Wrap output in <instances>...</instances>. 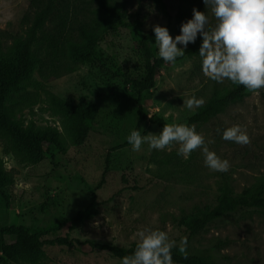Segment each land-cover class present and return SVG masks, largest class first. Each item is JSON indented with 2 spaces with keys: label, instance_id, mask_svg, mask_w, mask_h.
<instances>
[{
  "label": "rangeland",
  "instance_id": "374dc122",
  "mask_svg": "<svg viewBox=\"0 0 264 264\" xmlns=\"http://www.w3.org/2000/svg\"><path fill=\"white\" fill-rule=\"evenodd\" d=\"M30 0H0V64L15 67L27 37L23 17ZM120 21L104 16L98 37L83 41L71 51L76 70L54 80H44L33 65L26 91L39 103L23 112V127L58 132L57 142L47 141L39 156L21 151L0 133V162L11 176L0 183V226H22L31 232L55 229L45 239L136 245L141 229H159L170 240H187L193 253L217 264H264V212L246 210L215 222L191 236L185 223L213 208L226 191L241 194L264 184V88L248 91L245 98L201 125L189 119L216 94L233 88L225 79L216 82L201 71V37L189 43L184 55L165 65L156 86L145 94L148 118L158 116L167 124L194 126L210 151L227 159V172H215L203 162L200 148L185 159L177 155L175 142L165 149L139 151L122 147L139 120V104L132 84L124 79L145 76L140 39L153 33L154 25L166 26L170 35L180 34L182 22L192 9L206 13L208 26L215 17L203 0H119ZM155 38L151 48L157 56ZM180 47V45H178ZM204 103L191 110L183 100ZM94 115L92 129L84 137L65 108H77L81 100ZM239 125L249 137L247 144L221 138V132ZM219 129V131H218ZM161 127L142 123V135L158 134ZM100 186V187H99ZM99 188V189H97ZM97 189L93 219L81 223L75 217L92 201ZM75 247L45 246L31 252L0 253V264H121L104 254L86 255Z\"/></svg>",
  "mask_w": 264,
  "mask_h": 264
},
{
  "label": "trees",
  "instance_id": "16d2710c",
  "mask_svg": "<svg viewBox=\"0 0 264 264\" xmlns=\"http://www.w3.org/2000/svg\"><path fill=\"white\" fill-rule=\"evenodd\" d=\"M120 10L119 0H30L28 11L23 17V24L27 27V37L18 63L15 67L0 64V133L11 138L21 151L33 157L39 156L44 143L57 142L58 135L54 129L42 132L34 130L33 127L24 128L22 120L19 119L23 112L39 103L37 95L26 91L32 66L37 65L39 75L48 81L74 72L76 64L72 62L71 51L83 47V41L101 34L104 16L120 21ZM153 37L154 32L140 39V50L145 59V76L141 79H124L125 83L132 84L137 95L139 120L135 129L141 134L142 123L145 121L161 128L167 124L158 116L149 119L147 111L143 108L145 94L156 86L158 73L169 64L155 57L151 48ZM247 92L244 86L234 84L233 88L216 93L189 119V123L201 125L208 122L231 105L241 102ZM65 110L72 113L79 136L84 137L91 131L94 115L84 99L77 108L68 106ZM125 146H130L127 141L122 147ZM10 179L11 176L4 171L3 163L0 162V183ZM97 189L92 191L90 205L72 219L63 220L59 227H63L68 222L81 223L93 219L95 214L93 209L97 204ZM246 210L264 212V184L256 190L246 189L241 194L224 192L213 208L197 214L185 223V226L190 235L194 236L211 224ZM53 231L55 229L31 232L22 226H0V253L6 256L16 251L31 252L45 246L57 245L73 248L77 242L83 247L80 250L86 255L104 254L112 260L121 262V257L130 255L136 246L68 241L61 238L45 239ZM186 252L185 258L173 248L174 264H217L210 257L193 253L189 248H186Z\"/></svg>",
  "mask_w": 264,
  "mask_h": 264
},
{
  "label": "clouds",
  "instance_id": "9594fccd",
  "mask_svg": "<svg viewBox=\"0 0 264 264\" xmlns=\"http://www.w3.org/2000/svg\"><path fill=\"white\" fill-rule=\"evenodd\" d=\"M216 23L208 26L204 12L192 9V17L180 25V34L173 38L166 26L152 27L157 56L165 63H175L185 53L189 43L202 38L199 47L201 71L209 79L242 85L253 92L264 88V0H203ZM180 45V47H178ZM204 103L191 97L183 100V106L191 110ZM219 131V129H218ZM221 138L236 144H247L249 137L239 125L221 132ZM133 151H139L143 143L150 149L162 150L172 143L178 144L177 155L185 159L197 148L201 149L204 165L215 172H227L229 161L210 151L204 137L194 126L164 124L158 134L142 135L133 129L126 137ZM137 243L130 255L121 257V264H174L172 249L187 257V240L182 237L170 240L165 231L141 229L136 233Z\"/></svg>",
  "mask_w": 264,
  "mask_h": 264
}]
</instances>
